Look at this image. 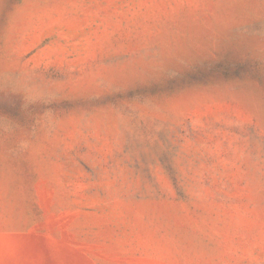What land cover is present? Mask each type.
<instances>
[{
  "label": "rangeland",
  "instance_id": "rangeland-1",
  "mask_svg": "<svg viewBox=\"0 0 264 264\" xmlns=\"http://www.w3.org/2000/svg\"><path fill=\"white\" fill-rule=\"evenodd\" d=\"M0 264H264V0H0Z\"/></svg>",
  "mask_w": 264,
  "mask_h": 264
}]
</instances>
